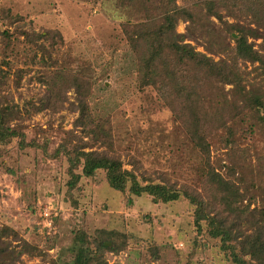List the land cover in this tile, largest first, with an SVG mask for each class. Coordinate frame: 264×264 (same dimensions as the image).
<instances>
[{
	"label": "trees",
	"instance_id": "16d2710c",
	"mask_svg": "<svg viewBox=\"0 0 264 264\" xmlns=\"http://www.w3.org/2000/svg\"><path fill=\"white\" fill-rule=\"evenodd\" d=\"M114 9L125 16L120 22L124 38L135 55L137 83L152 87L164 105L187 132L203 162L198 186L178 183L164 174L151 176L137 171L136 160L124 166L113 150V135L104 118H97L89 103L92 80L87 66L61 65L52 56L62 34L58 29H21L32 49L31 61L40 64L38 79L45 84L36 101L29 100L27 113L65 107L66 92L72 88L76 111L72 127L64 130L57 145L49 151L42 143L26 141L19 123L21 110L8 102L11 65L0 60V143L17 138L42 148L48 157L66 159L65 197L77 207L74 189L82 177H95L104 169L108 183L132 194L146 193L153 202L182 198L193 204L197 232L216 238L219 251L231 264H264V154L256 153L254 167L258 180H246L245 151L241 134L250 118L263 122L264 132V0H114ZM132 13V14H131ZM18 19L9 9L0 8V18ZM214 18L216 20H214ZM185 22L184 30L177 29ZM3 47L9 46L11 31L4 27ZM200 43L204 50L197 48ZM57 64V65H56ZM5 65V66H2ZM55 65V66H54ZM21 67L12 73L17 79ZM17 84L18 80H15ZM264 111V110H263ZM251 122V121H250ZM253 122L250 123V125ZM261 123V122H260ZM262 125V126H261ZM79 132V133H78ZM215 146L226 151L229 164L223 173L211 160ZM104 147V148H101ZM247 153V152H246ZM252 168V167H251ZM128 245V235L117 228L99 227L90 234L77 227L69 243L52 255L23 237L7 222H0V264H23L24 255L40 256L48 264H158V248L150 246L148 262L107 260L108 251L117 253ZM172 264V263H162ZM178 264V263H177ZM181 264H205L193 260L190 252Z\"/></svg>",
	"mask_w": 264,
	"mask_h": 264
},
{
	"label": "rangeland",
	"instance_id": "374dc122",
	"mask_svg": "<svg viewBox=\"0 0 264 264\" xmlns=\"http://www.w3.org/2000/svg\"><path fill=\"white\" fill-rule=\"evenodd\" d=\"M114 0H0V8L9 9L18 19L0 18V30L9 28V46L3 47L0 33V60L6 58L11 67L7 103L21 110L17 121L26 141L42 143L47 138L51 151L72 127L76 111L68 103L74 100L72 88L66 92L65 107L27 113L28 101H36L45 84L38 79L40 64L30 59L32 49L21 35V29H58L62 41L52 52L61 65L87 66L92 90L88 96L93 114L107 120L113 135V150L130 167L136 160L137 171L155 176L164 174L178 183L198 186L203 160L187 132L152 87L137 83L135 55L120 27L125 16L114 9ZM132 14V13H131ZM214 20H216L214 18ZM218 23V21L216 20ZM180 20L177 29L184 30ZM200 50V43L195 42ZM57 65V64H56ZM5 66V65H2ZM55 66V65H54ZM21 67L19 79L13 71ZM15 80H18L15 84ZM0 92V94H2ZM260 112H264L263 108ZM30 110V108H29ZM253 125H250L251 122ZM244 123L249 131L241 134L245 151L246 180H258L254 158L264 154L262 121L250 118ZM262 126V125H261ZM79 133V132H78ZM211 160L223 173L229 164L226 151L215 146ZM104 148V147H101ZM247 152V153H246ZM64 157H48L32 143L21 147L17 138L0 143V222H7L18 232L54 255L69 243L73 231L84 227L90 234L95 228H117L128 235V245L117 253H106L109 262H148L150 246L158 248V264H181L193 252V260L205 264H231L219 251L216 238L197 232L193 221V204L180 198L153 202L146 193L132 194L112 187L105 170L95 177H82L74 194L79 203L74 207L65 197ZM252 167V168H251ZM256 204L264 203L258 198ZM70 254L62 256L65 264ZM23 264H48L40 256L24 255Z\"/></svg>",
	"mask_w": 264,
	"mask_h": 264
}]
</instances>
